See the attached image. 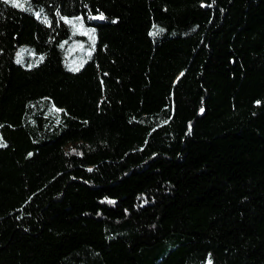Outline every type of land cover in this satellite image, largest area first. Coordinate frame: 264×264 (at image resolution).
Wrapping results in <instances>:
<instances>
[{
	"label": "trees",
	"instance_id": "trees-1",
	"mask_svg": "<svg viewBox=\"0 0 264 264\" xmlns=\"http://www.w3.org/2000/svg\"><path fill=\"white\" fill-rule=\"evenodd\" d=\"M20 4L0 0V264H264V0ZM61 17L93 30L78 71Z\"/></svg>",
	"mask_w": 264,
	"mask_h": 264
},
{
	"label": "rangeland",
	"instance_id": "rangeland-1",
	"mask_svg": "<svg viewBox=\"0 0 264 264\" xmlns=\"http://www.w3.org/2000/svg\"><path fill=\"white\" fill-rule=\"evenodd\" d=\"M23 0H18V3H22ZM73 18H66V21L72 27L74 38L65 47V58L68 66L71 69L79 68L82 63L87 59L94 47L95 37L93 32H89L86 27L82 24L81 18L79 20ZM87 33V34H86ZM23 48H20L22 51Z\"/></svg>",
	"mask_w": 264,
	"mask_h": 264
},
{
	"label": "snow or ice",
	"instance_id": "snow-or-ice-1",
	"mask_svg": "<svg viewBox=\"0 0 264 264\" xmlns=\"http://www.w3.org/2000/svg\"><path fill=\"white\" fill-rule=\"evenodd\" d=\"M5 2H10V3H12L13 6H15V7H23V4L18 3V0H5ZM104 18H105V17L103 16V14H100L98 17H93V19H100V20H103ZM61 19H66V18L61 17ZM76 19L79 20L80 18L77 17ZM45 22H47V21H45ZM69 23H70V21H69ZM153 27L155 28V31L151 32L150 35L155 36V35H158L160 32L163 31V29L156 28L155 25H154ZM88 31H89V32H92L93 30L89 29ZM86 34H87V33H86ZM42 60H43V57H40V61H42ZM17 62H18V63L22 62V57H21L19 54H18ZM38 62H39V61H38ZM32 66H34V65H29V67H32ZM71 70H73V71H78L79 69H78V68H74V69H71ZM257 103H259V102H257ZM56 111H61V110H60V109H56ZM201 111H203V109H201ZM3 146H5V145L0 144V147H3ZM77 154L79 155L80 153H77ZM31 155H32V154L29 153V156H31ZM89 171H91V169H89ZM108 202H109V203H114L113 201H108Z\"/></svg>",
	"mask_w": 264,
	"mask_h": 264
}]
</instances>
